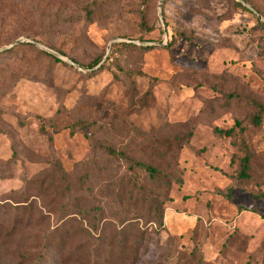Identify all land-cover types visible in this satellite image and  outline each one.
Listing matches in <instances>:
<instances>
[{
  "label": "rangeland",
  "instance_id": "1",
  "mask_svg": "<svg viewBox=\"0 0 264 264\" xmlns=\"http://www.w3.org/2000/svg\"><path fill=\"white\" fill-rule=\"evenodd\" d=\"M257 103L264 0H0V206L32 208L0 228V264H37L72 216L38 264H116L109 240L131 217L144 264H264Z\"/></svg>",
  "mask_w": 264,
  "mask_h": 264
},
{
  "label": "trees",
  "instance_id": "2",
  "mask_svg": "<svg viewBox=\"0 0 264 264\" xmlns=\"http://www.w3.org/2000/svg\"><path fill=\"white\" fill-rule=\"evenodd\" d=\"M73 62H76L75 59L71 58ZM96 64V63H95ZM95 64L88 65V68H91ZM81 66V65H80ZM258 107L261 110H264L263 105L260 103H257ZM254 122L256 124H261L262 122V113L254 116ZM232 128L228 131H225L224 134L231 135L232 134ZM248 161L249 157L246 156L245 160L243 162V173L247 175L246 171L248 169ZM134 170L136 172H143L149 179L152 180L157 186H161L163 190L168 191L172 186V181L169 179L171 177L167 172L163 171L158 165H154L152 163L146 162L144 160L136 159L133 160L132 165ZM164 200L160 198L159 195H154L152 199V209H151V217L150 221L158 224L159 226L163 225L164 220ZM32 214V208L31 205H28L27 201H24V204H20L17 206H0V228H4L6 222L12 221V228L15 230L17 226H22L30 217ZM69 217L67 220L62 221L61 224L55 226L53 229H51V235L55 236H48V238H45V242L47 243L43 249L41 256L39 257L38 261L35 263H40L43 261L47 254H51V250H54L53 244L51 245L49 242L53 243V239L55 240L57 235L59 233L63 232V234L67 236H73L72 234V224L71 221L77 220L76 218ZM84 219L82 218V221ZM80 221V220H79ZM118 226V227H117ZM115 231L111 234V238L109 240L108 244V257L114 258L116 264H144V257L143 253L141 251V246H143L146 238V230L140 227L139 225H136V220L134 217L128 218L127 220L120 222L117 224ZM10 229V231L12 230ZM93 228H96L95 226ZM13 230V231H14ZM11 231V232H13ZM87 231L88 235L90 237L97 238L99 247H101L102 244L105 242V235L100 234L97 235L96 233H93L89 227H87L85 224L82 225L79 228V231L77 234H81L82 232ZM10 233V232H9ZM83 234V233H82ZM64 242L57 243L55 246L58 250H62ZM116 248H117V254H116ZM145 251V250H144ZM119 252V255H118ZM191 262H194V264H201L199 260H188L185 259L182 264H190ZM148 264H151L148 263Z\"/></svg>",
  "mask_w": 264,
  "mask_h": 264
},
{
  "label": "water",
  "instance_id": "3",
  "mask_svg": "<svg viewBox=\"0 0 264 264\" xmlns=\"http://www.w3.org/2000/svg\"><path fill=\"white\" fill-rule=\"evenodd\" d=\"M16 42H18V41H16ZM16 42H15V43H16ZM15 43H14V44H15Z\"/></svg>",
  "mask_w": 264,
  "mask_h": 264
}]
</instances>
